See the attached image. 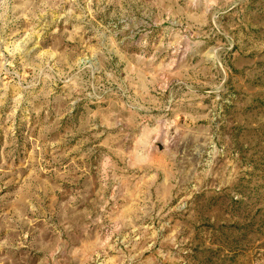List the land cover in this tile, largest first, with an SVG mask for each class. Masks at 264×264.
Listing matches in <instances>:
<instances>
[{
  "label": "rangeland",
  "instance_id": "1",
  "mask_svg": "<svg viewBox=\"0 0 264 264\" xmlns=\"http://www.w3.org/2000/svg\"><path fill=\"white\" fill-rule=\"evenodd\" d=\"M0 264H264V0H0Z\"/></svg>",
  "mask_w": 264,
  "mask_h": 264
}]
</instances>
